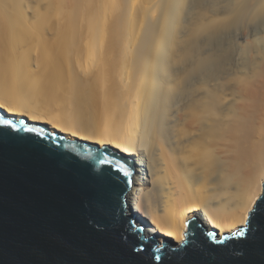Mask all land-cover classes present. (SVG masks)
Masks as SVG:
<instances>
[{
    "label": "bare ground",
    "instance_id": "bare-ground-1",
    "mask_svg": "<svg viewBox=\"0 0 264 264\" xmlns=\"http://www.w3.org/2000/svg\"><path fill=\"white\" fill-rule=\"evenodd\" d=\"M168 2L167 0V2L163 3L168 4ZM120 3L124 5V1L121 0ZM158 8L160 10L164 7L162 8L160 6ZM90 13L91 12H89V14ZM3 15H0V17ZM158 16L159 15H157V17ZM76 17L77 16H75V18ZM89 17L91 16L88 15L87 18L84 16V18H81L83 20L80 21H71L72 18L70 19L69 17L70 22H62V26L59 25L58 31H56L53 36L48 37L47 35L37 33L40 35L39 37L33 34L29 36L28 39H25L28 36L24 38L22 36L20 37L21 40H15L14 37L8 40L9 35L2 30H5L4 27L9 23L2 21V18L0 19V109L10 116H23L33 122L45 123L49 126L51 131H59L67 136L90 142L95 141L101 145L114 147L124 153L128 158L134 160L136 167L135 176L128 195L130 203L132 204V210L135 214L139 215V218L146 224L144 228L145 232L162 236L169 241L177 243L184 235V222L188 216H195L199 223H203V226L209 229H215L219 235L222 232L230 231L238 227L246 219L250 207L262 191V183L264 182V61L260 68L259 75L251 83H242L240 96H238V98H236L237 96H235V98L231 96V98L233 97V102L229 100V103L231 102L232 105L233 103L236 105V110L232 112L236 111L237 116L233 115L235 113H231V116H234L233 118V116L230 117V115L223 113L228 115L229 119L238 120V122L236 121L234 123L248 122V124L253 123L254 125L252 124V126L255 127L249 135L242 140H239L238 137H234L236 140H232L233 143H235V145H233L237 147L234 148L236 149V154L235 150L231 147L233 149L232 154L230 153V146L227 147L228 142L226 144V140H222V142L221 140L217 141L215 144H208L205 140L206 132L204 135L203 133L206 128L205 126L208 125L206 123L213 125L215 122L214 119H220V117H218L220 116V112L222 119L223 111L217 112L218 116H214V119L212 118L214 112L212 113L211 111L214 110H211L208 101L202 100V97L198 98L192 95V93L197 96L200 95V85L198 87V85L195 84L197 82L192 83V85L190 83V86L187 85L188 87L193 86L192 92H188L193 97L187 95L188 98L191 97L190 100H193L188 101L182 97L178 99L179 96L177 99H183V101L181 100L179 103L177 100V104V102H175L176 99L174 98V100L172 97V91H174L176 87L181 91L175 90V93H184L187 90V86H185L184 83L187 81L184 82L183 78L182 83H178L181 79L178 78L179 80H176L178 84L174 83L177 85L171 84L170 81L173 79L169 81V78L166 76L167 73L164 72L165 69L161 72V68L159 73H156L158 72L157 64L160 62L158 61V63H155L156 60L154 57V64L151 63V68L145 65L146 68L142 66L143 62L145 63L144 59L146 58V54L143 55L138 52L137 58H140L141 61L143 60L142 64H137L138 69H136L137 66L132 65V70H128L129 74H126L127 70H125V72L123 70L124 73L122 72L123 74H119L120 67L118 66L117 74H119V82L117 81L118 79H116L119 83L118 85H116L117 83L114 79V77H116L115 72L111 75L113 73L112 69L115 71V68H112L110 64L113 62L110 61L111 58H107L109 59V61H107L105 57V62L104 58L100 57L103 62H96L98 66L96 67L95 65L96 68H93L95 60L100 59L98 56H96L98 59L94 57V55H98L96 54L98 49L101 50L106 48L103 54L104 56H106V54L110 56L109 51L115 47L118 48L117 46L120 47V43L114 46V48L112 46L109 48L110 45L108 46V44L104 42L103 48L102 44H100L101 42L98 40L100 42L98 45V41L96 40L101 36L104 37L106 34L103 33L100 35L101 33L98 32L100 33L98 34L100 37L97 38V34L94 33L96 35L95 37L93 32H96V30H93V22L84 20L89 19ZM8 19H6V21H8ZM125 19L126 18H124V20ZM155 22L156 21H154V24ZM104 26L102 25L101 29H104ZM10 27L8 26V29ZM114 29L116 30V28ZM100 31L105 32L106 30ZM65 32H67V39L64 38ZM70 32H74L75 34L71 35ZM199 34L201 35V33ZM76 35L77 39L74 38ZM6 37L7 41L4 39ZM91 39L95 41V44L91 42L93 41ZM107 39H110V37ZM69 40L71 41L69 42ZM103 41H106V39H102V42ZM159 41L161 42V39H158V42L155 43V50L158 49V51L160 50V52H163ZM152 42L149 41L150 44H147L144 48L151 46V49L148 48L152 51L154 48L152 47ZM38 43L41 45H38ZM108 43H110V41ZM96 44L100 47H97ZM155 50L153 51L155 52ZM97 53L100 54L101 52L99 51ZM113 53L116 54L115 52ZM247 54L246 52V55ZM100 55H102V53ZM124 55H126V52ZM31 56L36 57H33L35 58V64L31 62V60H33ZM29 57L31 60H29ZM93 58L96 59L91 64L90 62ZM115 60L116 59H114L113 63H116ZM119 60H117V62ZM60 61L63 62L62 65L59 64ZM32 66L35 67V69ZM201 67L199 66V69ZM126 68L127 67L124 69ZM204 68L205 67L202 69L204 70ZM95 69L97 70L94 72ZM202 69H200V71H202ZM120 70L122 69L120 68ZM207 70L205 69V71ZM92 73L93 77H91L92 75L89 76ZM236 73H238V71ZM88 76L90 78H88ZM111 78L114 79L116 84L114 82L112 83L113 80ZM90 83L91 86L93 84V92L89 91L90 96L84 95L83 91L86 90V88H83L88 84L90 86ZM80 89L83 90H81L83 94H80ZM188 89L191 90V88ZM175 103L177 105H175ZM80 105H82V109ZM90 106L93 107L91 108ZM217 113H215V115ZM223 119L226 122V119ZM232 122L233 121H231V123ZM160 123L162 125L163 123H172L174 127L173 130H175V133L171 130L173 131L171 136L174 134L173 136L175 137L172 144H170V141H172L170 140L171 136H167V140H165V136L160 133L161 131L158 128V125L161 126ZM203 126L205 128H203ZM226 126L229 127V124ZM236 126L239 128L240 125H233V127ZM169 127L168 130L171 128ZM230 127H232V124ZM233 131L235 132L236 128L235 130L233 128ZM237 134L238 131L235 132L234 136H237ZM162 136H164L165 139ZM168 137L170 138L168 139ZM168 140L169 143L167 142ZM150 141H152L151 161L146 157V148ZM225 147L230 148L229 153L232 156L236 155V157L233 159L229 154L230 159H232L231 161L234 160L232 164H229V159L228 161L225 159L230 168H228L224 159L220 160L221 162H225L222 163H224L229 170L226 167V169L224 167H219L222 171L219 169L217 175L220 174L217 176L214 172H217L218 169L214 171L213 167H210L212 162L210 165L209 162L211 159L209 160L208 157L213 156L216 159V157L219 158L222 156L220 158L222 159L225 156L224 158H229L227 156V148ZM225 152H227L226 155ZM194 153L196 155L203 154L206 157L209 155L207 157V161L210 165L209 168L206 167L208 166L206 157L203 155V159L201 156L199 157L203 161L199 160L197 157L199 162L203 163L205 160L206 166L202 163L198 164L197 158L193 157ZM194 160L197 161V164H195L196 162H192ZM150 162L154 165L153 173V167L151 166V169L149 168ZM192 163L200 166L194 167L197 169L200 168L201 170V172L197 170L196 175L198 176V174L201 173L200 177L204 180L207 178L211 179L210 184L208 179L205 186L202 184L194 186V184H192V178L190 179L191 175L187 173V169L190 170ZM221 166H223V164ZM223 170L226 172H223ZM203 179L200 181H204ZM199 188L206 192L207 198L204 207L202 206L203 208L200 207L201 201L198 198L197 191Z\"/></svg>",
    "mask_w": 264,
    "mask_h": 264
},
{
    "label": "water",
    "instance_id": "water-1",
    "mask_svg": "<svg viewBox=\"0 0 264 264\" xmlns=\"http://www.w3.org/2000/svg\"><path fill=\"white\" fill-rule=\"evenodd\" d=\"M135 168L0 109V264H264V182L238 227L219 235L188 216L175 243L132 210Z\"/></svg>",
    "mask_w": 264,
    "mask_h": 264
},
{
    "label": "rangeland",
    "instance_id": "rangeland-1",
    "mask_svg": "<svg viewBox=\"0 0 264 264\" xmlns=\"http://www.w3.org/2000/svg\"><path fill=\"white\" fill-rule=\"evenodd\" d=\"M122 1H124V5L122 4L123 2L120 3L121 0H0V9H1L0 15L4 14L3 16L0 17V19L2 18L3 19L2 21L9 23L8 25H6V27H4L5 30H2V31H5V33L7 35H9L8 40L13 39V37L15 38V40H18L22 36H23V38L28 36L27 38H25V39H28L29 36H32L33 34L38 36V37L40 36L39 34H44V35H47L48 37H50V36H53V34H55L56 31H58V29L60 27L59 25L62 26V24H61L62 22H64V21L66 23L70 22L69 17H70V19L72 18L71 21L72 20L73 21L74 20L80 21V20H83L81 18H84V16L87 18L88 15H90L91 17H89V19H84V20H90L93 22V24H94L93 30L94 29L96 30V32L94 31L93 34L96 33L97 38L100 37V35H102L103 33L106 34L104 37L101 36L102 38L100 37L97 40L95 38H93L96 41L99 40L101 42L100 43L98 41L97 44L100 43V44H102V47H103V44L105 42V44L107 43L108 46L110 45L109 48L111 46L114 48V46H117L120 43L119 44L120 47L117 46L118 48L115 47L116 49L114 48V49H111V51H109L111 57L109 56V54L108 55L106 54V56H104V54H103L105 52L104 49H106L104 47H103L104 49H101V50L98 49L102 53V55H100L101 53L100 54L97 53V52H99L97 50V48H96L97 52L94 51V52H96V54H98V55H94V57H96V56H98L99 58L103 57L104 60L106 57L107 61H109L110 58L111 59L113 58L112 60L110 59V61H113V62H114V59H116L115 61H116L117 65H116V63H113V62L110 63L111 67L115 68V71L112 69L113 73L111 72L112 73L111 75H113L114 72L116 74L115 76L117 78L112 76V77H114L115 81H116V79H118L117 81L119 82V74L122 73L123 70H124V72H125V70H127L126 74H129L128 70H130V71L132 70V65L137 66L136 69H138V65L140 63L142 64L143 60L141 61L140 58H137L138 52H139V54H143V55L146 54V58L144 59L146 64L144 62L142 64V66H144V67L149 66V68H151V66H152L151 63L155 62L154 61V58H155V60H156L155 63H158V61L160 62L157 64L158 65V72H156V73H159L161 68H162L161 72H163V70L165 69L164 72L167 73L166 76L169 78V81L172 79H173L172 81L175 80L174 82L170 81L171 84L177 83L178 81H176V80L178 78L182 79V80L178 79L179 80L178 83H180V82L182 83L183 78H184V82L187 81L185 83L183 82L185 86H187V85L190 86V83L192 85V83H195V82L198 83V84L195 83L196 85H198V87L200 85V90L198 89L200 95L197 96L193 93H192V95L194 97H198V98L202 97V100L208 101V104H209L211 110H214V111H211L212 113L214 112L212 114L213 119H214V116L215 117L218 116V113L220 111H223L222 112V119H221V112H220V114H219L220 116H218V117H220V119L219 118H216L217 120L214 119L215 122L213 120V122H214L213 125L210 123H206V124H208L205 126L206 128L203 126V128H205L203 135L206 132V136H205L206 142L208 144L209 143L215 144V142H217V141L221 140V142H222V140H224V141L226 140L225 141L226 144L228 142L227 147L230 146V148L231 147L233 149L236 148L237 146L234 147L235 143H233V141H232V140H236V138H234V137H238L239 140L240 139L242 140V139L246 138V136H248L249 133L255 128L254 126H252L253 123L252 124L249 123L250 125L248 124V122L247 123L246 122L234 123L236 121L238 122V120H232V118L229 119L228 115H230V117H232L233 115L237 116L236 111L232 112L233 110H236L235 109L236 105H234V103L232 105L231 102H233L234 100H232L233 97L231 98V96H234V98H235V96H237L236 98H238V96H240V89H241L242 85L244 83H251L259 75V72L261 70L260 68L263 65V61H264L263 60L264 59V0H245V1L244 0H220V1L217 0L218 2L216 0H213V1L212 0H171V2H170V0H168L169 1L168 4L163 3V2H167V0H127V1L122 0ZM125 1H126V3H125ZM257 1H259V2H257ZM157 3H160V4H157ZM169 3H170V6H169ZM164 4H166V5H164ZM167 5L170 7V10H169V7ZM122 6H123V8H122ZM160 6L162 8L163 7L164 8L159 10L158 7H160ZM165 6H167L168 8ZM165 8H167V9H165ZM157 9H158V11H157ZM89 12H91L92 14L91 13L89 14ZM124 12L126 13V15ZM75 14H77V15H75ZM86 14H87V16H86ZM5 15H6V17H5ZM157 15H159V16L157 17ZM162 15L163 16L165 15V16L163 17ZM75 16H77V17L75 18ZM124 18H126L125 19L126 21L124 20ZM6 19H8V21H6ZM154 21H156L155 22L156 25L154 24ZM102 22H103V24H102ZM149 22L152 24H150ZM10 24H11V27H10ZM102 25L103 26L105 25L104 29H101ZM8 26L10 27L9 29H8ZM120 27H122L123 30ZM114 28H116V30ZM7 29L9 31L10 30L11 31L9 32ZM100 30H102V31L106 30V31L101 32ZM98 32H100L101 34ZM113 32H114V34H113ZM37 33H39V34H37ZM66 33L67 32H65V34H64L65 35L64 38H66V36H67ZM70 33H71V35L75 34L74 32H70ZM142 33H143V35H142ZM199 33H201V35ZM98 34H100V35L98 36ZM10 35L12 38L10 37ZM78 35H79V33H78ZM94 35H93V37H94ZM0 37H1V35H0ZM95 37H96V35H95ZM109 37H110V39H107ZM117 37H118V39H117ZM141 37H143V38H141ZM74 38L77 39V35ZM146 38L147 39L149 38V39L147 40ZM4 39L7 41V37ZM93 39H91V40H93ZM102 39L103 40L106 39V41L102 42ZM158 39H161V42H162L161 43L159 41L160 45L162 46L161 47L163 50V52L161 51L162 53L160 52V50L158 51V49L155 50V43L158 42ZM111 40L114 42H112ZM70 41L71 40H69V42ZM75 41H77V40H75ZM109 41H110V43H108ZM143 41L144 42L148 41V42L144 43ZM149 41L150 42L153 41L151 43L152 47H154L152 49V51L150 50L151 46H147V48H144V47H146L147 44L148 45L150 44ZM91 42L93 44H95L94 40ZM123 42L126 44H124ZM40 43H38V45ZM63 44H64V42H63ZM97 44H96V46H97ZM143 44H145V45H143ZM204 44H206V45H204ZM97 47H100V46H97ZM201 47L203 50L201 49ZM94 49H95V47H94ZM119 49L121 52L119 51ZM134 49H136V50H134ZM147 49H149V50H147ZM153 50H155V52ZM117 51H118V53H117ZM149 51H151V52H149ZM113 52H115L116 54H114ZM125 52H126V55H124ZM148 52H149V54H148ZM246 52L248 53L247 55H246ZM154 53H158V54H154ZM134 54H135V56H134ZM115 55H116V57H115ZM120 56L123 59H121ZM33 57H35V56H31V58L33 60H31L30 57H29L30 59L29 58L28 59L31 60V62H33V64H35L34 59L36 57L35 58H33ZM96 58H93V60H91L90 63L92 64ZM101 58L99 60H95V64H94L93 68H96L98 66V65H96L98 63H96V62H103V61H101ZM107 58H109V59H107ZM106 60H105V62H106ZM117 60H119L118 61L119 63L117 62ZM146 61L148 62V65H147ZM62 63H63L62 61L59 62L60 65H62ZM211 64L214 66H212ZM95 65H96V67H95ZM118 66L122 70H120V68ZM199 66L205 67L204 70L202 69L203 67H201L200 69H202V71H200ZM125 67H127V68L124 69ZM128 67H129V69H128ZM33 68L35 69V67H33ZM118 68H119V72L117 71ZM197 68H198V71H197ZM34 69H32V70H34ZM205 69L206 70L209 69V70L205 71ZM96 70L97 69H95L94 72ZM195 71H196V73H195ZM237 71H238V73H236ZM117 72L119 74H117ZM207 74H209V75H207ZM89 76L93 77V73L90 74ZM89 76H88V78H90ZM207 76H208V78H207ZM197 77H199V78H197ZM111 79L113 80L112 83L113 82L115 83L114 79L113 78H111ZM117 81H116L117 84L115 83L116 85L119 84ZM177 84H174V85H177ZM86 86L83 88V89L86 88V90L83 91L82 89H80L79 91L82 90L84 92V95L85 94L89 95L90 92H93V90H92L93 84L91 86V83H90V86H89V84ZM192 87L193 86H191V87L187 86L186 87L187 90L185 88L186 94H185V92L184 93H182V92H180V93L176 92L175 93L174 92L175 90L181 91L179 88L175 87L174 88L175 90L172 91L173 92L172 97H173V99L174 98L176 99L175 102H177V104H178V101H179V103L181 100L183 101V99L178 100L181 97L185 98V100L187 99L188 101L193 100V99L190 100L191 97L188 98V96H192L191 94H189L192 92ZM188 88H191V90H189ZM82 91L80 92V94L81 93L83 94ZM85 91H87V92H85ZM229 100H231L230 103H229ZM177 104L175 103V105H177ZM86 107H87V105H86ZM80 108L82 109V105H80ZM88 111H89V108H88ZM215 113H217V114L215 115ZM223 113H226L228 115L223 114ZM231 113H235V114H233L231 116ZM226 117H228V118H226ZM223 118L226 119V122ZM233 118H234V116H233ZM235 119H236V117H235ZM229 121H230V123H229ZM231 121H233V122L231 123ZM226 123L229 124V127L226 126V125H228ZM169 124H170L171 128L169 127ZM169 124L163 123V125H162L160 123L161 126L158 125V128L161 131L160 133L162 135H164L165 138L167 136H171V133H173V131L175 133V130H173L174 127L172 126V123H169ZM220 124L221 125L223 124V125L221 126ZM231 124H232V127H230ZM164 125H166V126H164ZM218 125H220V126H218ZM233 125H240V126L238 128L237 126L233 127ZM167 126L170 128V130H168ZM161 127H162V129H161ZM224 127L226 129L228 127V129L226 130ZM233 128H234V130L236 128V131H238L237 136L236 135L234 136L236 131L234 132ZM171 130H173V131H171ZM232 134H233V137H232ZM173 135L174 134H172V136ZM164 136H162V137L164 138ZM172 136H171V138L168 137V139L170 138V140H172V141H170L171 142L170 144H172L175 140V137L173 136V138H172ZM165 140H167V138ZM229 141L231 142V144ZM93 142L97 143L95 141H93ZM167 142L169 143V140ZM151 145H152V141H150L147 144V148H146V157L149 160L151 159V154H152L151 153V151H152ZM227 147H225V148H227ZM230 148L226 149L228 153L225 152V155L227 153V156L229 158H224L225 156L223 155L224 157L222 159H220L222 156L219 158L216 157V159H215V157L210 156V157H212V158H210V157H208L209 155H207L209 160L211 159V161L209 162L210 165L212 162L211 166L209 165V163L207 161L208 160L207 157L204 156L203 154L196 155L194 153L193 157L199 158L201 156L202 159H203V156L206 157V162L208 163V166H206L207 164L205 165V160L203 163L199 162V160H202L201 158H199V160L197 158L198 164L202 163L208 168H209V166L213 167L214 171H215V169L216 170L218 169L217 172H214L212 170L215 173V175H217V173L219 172V169L221 167H224V168L226 167L224 165V163L226 161H228V159L230 161L229 164H232L234 162V160L231 161L232 159H230V156H232L230 153L233 154V152H232L233 149L232 148L230 149ZM229 149H230V153H229ZM234 150H235V154H236V149H234ZM229 154H230V156H229ZM193 157H192V160H193ZM235 157H236V155L232 156L233 159ZM223 159H224V161L226 159L225 162L222 161L224 163H222L220 161ZM195 160L192 162H194V163L196 162L195 164H197V161H195ZM212 160H214V161H212ZM194 163H192V166L194 165L193 167L190 165L191 166L190 170L187 169V173L191 175L190 179L192 178L191 179L192 184H194V186L197 184H202L203 186H205L207 179H208V182L210 184L211 179L207 178L204 180L203 178L200 177L201 173H199V172H198L199 173L198 176L196 175L197 170H200V168L197 169L194 167H200V166L195 165ZM221 163L223 164V166H221L222 165ZM229 164L226 162L227 166ZM151 166L153 167L152 168V173H153L154 172V165H153V163L150 162V164H149L150 169H151ZM228 168H230V167L228 166ZM195 169H196V171H195ZM210 170H211V168H210ZM224 170H223V172H226ZM200 172H201V170H200ZM219 174L217 176H219ZM201 179H203L204 181L201 182L200 181ZM197 193H198V198L201 201L200 207L203 208L205 205L204 203L206 202V198H207L206 192L202 191L199 188Z\"/></svg>",
    "mask_w": 264,
    "mask_h": 264
},
{
    "label": "snow or ice",
    "instance_id": "snow-or-ice-1",
    "mask_svg": "<svg viewBox=\"0 0 264 264\" xmlns=\"http://www.w3.org/2000/svg\"><path fill=\"white\" fill-rule=\"evenodd\" d=\"M4 123H7V121H4ZM125 175L127 176V175H128V173H127V172H125Z\"/></svg>",
    "mask_w": 264,
    "mask_h": 264
}]
</instances>
